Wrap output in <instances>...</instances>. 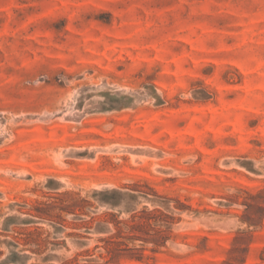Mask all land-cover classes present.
<instances>
[{
	"label": "rangeland",
	"instance_id": "1",
	"mask_svg": "<svg viewBox=\"0 0 264 264\" xmlns=\"http://www.w3.org/2000/svg\"><path fill=\"white\" fill-rule=\"evenodd\" d=\"M0 264H264V0H0Z\"/></svg>",
	"mask_w": 264,
	"mask_h": 264
},
{
	"label": "trees",
	"instance_id": "2",
	"mask_svg": "<svg viewBox=\"0 0 264 264\" xmlns=\"http://www.w3.org/2000/svg\"><path fill=\"white\" fill-rule=\"evenodd\" d=\"M112 243H116L115 241H112Z\"/></svg>",
	"mask_w": 264,
	"mask_h": 264
}]
</instances>
